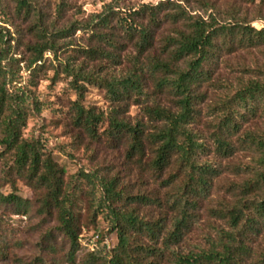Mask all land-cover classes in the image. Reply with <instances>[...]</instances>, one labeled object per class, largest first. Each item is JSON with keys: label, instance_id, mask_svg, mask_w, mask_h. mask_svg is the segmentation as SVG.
Segmentation results:
<instances>
[{"label": "trees", "instance_id": "trees-1", "mask_svg": "<svg viewBox=\"0 0 264 264\" xmlns=\"http://www.w3.org/2000/svg\"><path fill=\"white\" fill-rule=\"evenodd\" d=\"M48 9L44 0H0L2 22L14 27L0 25V213L31 211V199L18 194L22 180L36 193L41 222L54 223L27 264H59L52 257L59 251L72 264H264V130L247 127L264 119V71L218 95L206 114L199 107L201 88L215 84L219 52L264 45V21L254 19L259 28L222 25L173 0H107L88 14L58 0L54 13ZM47 61L53 79H67L76 95L68 108L75 139L122 150L149 192L133 193L129 182L100 167L65 177L45 141L24 136L28 119L45 108L32 88ZM88 86L104 91L106 111L82 104ZM131 105L139 108L134 117ZM241 150L249 160L235 164ZM231 166L245 177L220 195ZM4 185L11 192H2ZM81 194L92 219L103 218L117 243L106 249L102 236L76 262ZM142 207L158 212L144 215ZM202 215L212 218L208 231L192 242ZM8 233L0 234V261L8 257Z\"/></svg>", "mask_w": 264, "mask_h": 264}, {"label": "rangeland", "instance_id": "rangeland-1", "mask_svg": "<svg viewBox=\"0 0 264 264\" xmlns=\"http://www.w3.org/2000/svg\"><path fill=\"white\" fill-rule=\"evenodd\" d=\"M58 0H44L49 13H54L55 4ZM72 5L76 4L84 14L100 9L103 2L107 0H68ZM126 2H146L158 3L164 0H125ZM180 3L192 15H199L204 20L209 21L210 15L218 21L219 24H235L241 22H250L254 28L255 23H259L254 19L260 18L264 21V0H173ZM73 10L68 9L66 15L69 17ZM54 15V14H53ZM0 14V25L6 26L10 31L14 27L3 23ZM53 17V16H52ZM25 25L22 26L24 29ZM260 27V26H259ZM166 32V31H165ZM78 33V32H77ZM28 40V35L23 36V41ZM22 49V48H20ZM20 57V55H18ZM46 57L51 59V55L46 53ZM215 71L213 78L215 84L204 86L201 89L205 90L206 96L203 101L199 103L202 112L206 114L208 110L207 105L214 101L218 95L225 93L229 87L237 85L241 79H248L259 76L264 71V45L251 48H237L231 52L222 50L219 52V57L215 61ZM56 65V62H54ZM23 66V63H20ZM26 75L24 71L21 72ZM54 70L50 64L41 70L34 81L36 86L32 89L36 95L45 104V108L40 116L31 117L28 119L27 128L24 130L25 137L38 136L41 137L46 146L52 151L53 159L58 165L64 167L65 177L75 174L78 170H90L91 168L100 167L102 173L108 176L117 175L122 181L129 182V190L133 193L139 189L147 192L152 188L150 185H144L137 182V175L135 169H130L126 162L123 151L118 149H109L103 145H94L89 143L87 138H76L74 135L77 129L74 128L70 122L68 108L70 103L76 100V95L68 86V80L65 78L53 79ZM63 75V74H61ZM162 103L172 105L170 101L162 96ZM82 104L87 107H95L99 110L106 111L108 102L105 98L104 91L95 86H88L82 100ZM139 113V108L131 105L128 109L130 117H134ZM212 116L207 114L206 120L211 119ZM247 127L252 130H264V119H256L247 123ZM202 131H205L204 124L198 125ZM204 132V133H205ZM94 149V152L92 150ZM250 152L239 151L234 159H231L235 164H242L249 160ZM224 163V162H223ZM230 166V165H229ZM231 169L232 166H231ZM223 180L226 184L219 187L220 195H224L226 189L229 187L230 181L240 182L241 177L245 174H237V170H232L224 174ZM224 184V183H222ZM18 194L22 197L31 199V211L25 216L1 215L0 213V234L8 229L9 235L7 237L8 257L1 260L0 264H27L39 254V241L42 233L54 225L53 222L43 223L41 218L36 213V193L22 180L16 181ZM82 189H86L83 185ZM5 194L11 192L10 185H4L1 188ZM228 191V190H227ZM78 201L77 212L79 213L81 231L80 242L81 249L76 256V262L80 261L88 249L95 248V240H101L103 236V243L106 249H111L117 243L116 235L109 230L106 221L98 216L95 220L92 219L87 205V200L82 195ZM212 197H216L213 195ZM140 212L144 215H155L157 212L149 210V208L142 207ZM212 220L207 215H202L201 225L194 229L190 236L192 242L198 241L206 229L207 223ZM1 237V236H0ZM260 248L264 247V237L259 240ZM67 247H65L66 249ZM59 264H72L64 260L61 251L54 254Z\"/></svg>", "mask_w": 264, "mask_h": 264}, {"label": "built area", "instance_id": "built-area-1", "mask_svg": "<svg viewBox=\"0 0 264 264\" xmlns=\"http://www.w3.org/2000/svg\"><path fill=\"white\" fill-rule=\"evenodd\" d=\"M254 26H255L256 28H259V26H261V23H255Z\"/></svg>", "mask_w": 264, "mask_h": 264}]
</instances>
